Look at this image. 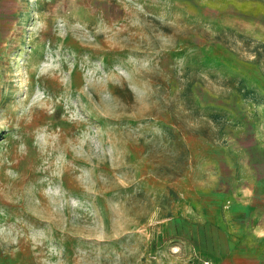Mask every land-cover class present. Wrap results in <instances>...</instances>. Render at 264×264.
Masks as SVG:
<instances>
[{
	"label": "rangeland",
	"instance_id": "1",
	"mask_svg": "<svg viewBox=\"0 0 264 264\" xmlns=\"http://www.w3.org/2000/svg\"><path fill=\"white\" fill-rule=\"evenodd\" d=\"M260 223L264 0H0V264H227Z\"/></svg>",
	"mask_w": 264,
	"mask_h": 264
},
{
	"label": "crops",
	"instance_id": "2",
	"mask_svg": "<svg viewBox=\"0 0 264 264\" xmlns=\"http://www.w3.org/2000/svg\"><path fill=\"white\" fill-rule=\"evenodd\" d=\"M249 231L251 233V237L258 238L263 237L264 235V225L256 226L255 224L250 225ZM258 235H255V234ZM227 264H264V254H261L260 257H256L255 255L249 253L242 259H234L233 261H227Z\"/></svg>",
	"mask_w": 264,
	"mask_h": 264
},
{
	"label": "built area",
	"instance_id": "3",
	"mask_svg": "<svg viewBox=\"0 0 264 264\" xmlns=\"http://www.w3.org/2000/svg\"><path fill=\"white\" fill-rule=\"evenodd\" d=\"M199 264H214L210 258H204Z\"/></svg>",
	"mask_w": 264,
	"mask_h": 264
}]
</instances>
